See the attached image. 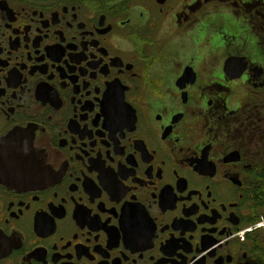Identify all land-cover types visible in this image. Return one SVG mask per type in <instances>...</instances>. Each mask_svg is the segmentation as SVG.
Segmentation results:
<instances>
[{
    "label": "flooded vegetation",
    "instance_id": "1",
    "mask_svg": "<svg viewBox=\"0 0 264 264\" xmlns=\"http://www.w3.org/2000/svg\"><path fill=\"white\" fill-rule=\"evenodd\" d=\"M0 264H264V0H0Z\"/></svg>",
    "mask_w": 264,
    "mask_h": 264
}]
</instances>
